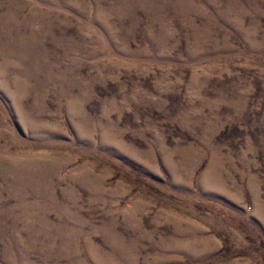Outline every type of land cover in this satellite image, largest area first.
<instances>
[{
    "label": "rangeland",
    "instance_id": "374dc122",
    "mask_svg": "<svg viewBox=\"0 0 264 264\" xmlns=\"http://www.w3.org/2000/svg\"><path fill=\"white\" fill-rule=\"evenodd\" d=\"M0 264H264V0H0Z\"/></svg>",
    "mask_w": 264,
    "mask_h": 264
}]
</instances>
